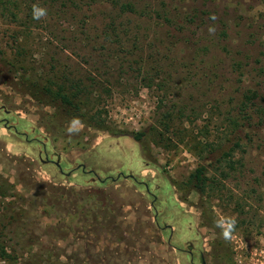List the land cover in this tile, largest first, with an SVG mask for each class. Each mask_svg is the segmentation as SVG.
<instances>
[{
  "label": "rangeland",
  "instance_id": "rangeland-1",
  "mask_svg": "<svg viewBox=\"0 0 264 264\" xmlns=\"http://www.w3.org/2000/svg\"><path fill=\"white\" fill-rule=\"evenodd\" d=\"M51 79L82 94L76 134ZM4 183L27 264H264V0H0Z\"/></svg>",
  "mask_w": 264,
  "mask_h": 264
},
{
  "label": "trees",
  "instance_id": "trees-1",
  "mask_svg": "<svg viewBox=\"0 0 264 264\" xmlns=\"http://www.w3.org/2000/svg\"><path fill=\"white\" fill-rule=\"evenodd\" d=\"M2 3L4 4L5 2H2ZM114 5H120L121 6L120 8L123 11H135L134 7L130 4H122V3L116 2ZM53 81L54 80L52 79L49 80L44 88L37 87L40 91L42 89V92H40L39 95L42 98H45L49 103L56 106L58 109L64 111L66 114L72 117H77V118L83 117L84 114L82 113L83 110L81 109L82 102L81 100H79V98L81 99L82 94L81 93L72 94V93L67 92L66 90L67 82L62 81V83L58 85L57 83ZM245 99L250 100V98L248 97H246ZM243 105H245V102L243 103ZM92 118L96 120L97 116H93ZM143 137H144L143 133L133 134V139L136 141H141ZM229 156H230V153L225 154V157L222 160H220L219 163L222 164L223 160L225 162H228ZM230 169L234 170L235 166L234 165L230 166ZM207 173H208V168L206 166L199 167L190 176L186 187H192L204 193L206 188H208V183L210 181V179L207 178ZM11 187H12L11 185L6 184V183L0 185V190L2 191L1 196L3 198H6V196L4 195L9 191L8 189H12ZM11 197L14 198L15 195ZM0 205L4 206L3 204H0ZM7 205L9 206V208L8 206H5L4 209L10 210L13 206H16L14 202L13 203L9 202L7 203ZM11 213L12 214L10 215L8 220L5 219L6 216L4 215L0 216V258L8 262L9 264H27L28 263L27 259L22 257V254H17L16 249H13L12 247H10L7 244L8 242L6 240L1 241L3 236L6 237V235L4 234V230H7L10 235L15 234L17 235V237H19L20 235L19 227H17V225L15 224L18 223V218L21 216L19 212L16 211V209H13ZM17 245H20V243H17ZM43 263L44 264H54L55 262L53 263L51 259H47L46 261L44 260Z\"/></svg>",
  "mask_w": 264,
  "mask_h": 264
},
{
  "label": "clouds",
  "instance_id": "clouds-1",
  "mask_svg": "<svg viewBox=\"0 0 264 264\" xmlns=\"http://www.w3.org/2000/svg\"><path fill=\"white\" fill-rule=\"evenodd\" d=\"M46 16H47L46 8L39 7L38 5L35 4L32 6V18L34 20H40ZM212 19H215V17H212ZM208 30L210 34H213L215 32V28L212 26H210ZM82 127L83 125L79 120V118H73L70 121L66 131L69 135H72L78 133L82 129ZM236 223L237 221L233 217H222L215 222V226L221 230L220 237L223 240L231 241L234 239L233 233L236 228Z\"/></svg>",
  "mask_w": 264,
  "mask_h": 264
},
{
  "label": "flooded vegetation",
  "instance_id": "flooded-vegetation-1",
  "mask_svg": "<svg viewBox=\"0 0 264 264\" xmlns=\"http://www.w3.org/2000/svg\"><path fill=\"white\" fill-rule=\"evenodd\" d=\"M59 162V161H58ZM46 163H54V162H52V161H50L49 159L46 161ZM55 163H57V162H55ZM54 163V164H55ZM56 165V164H55ZM131 176H133V175H131ZM131 176H130V178H131ZM122 177V176H121ZM131 179H136L135 178V176H134V178H131ZM171 229V228H170ZM189 252V254L191 255V256H193L194 254H195V252L193 251V250H190V251H188ZM201 255H200V259H201V262H202V264H203V260H205L206 261V259H205V256L202 254V253H200Z\"/></svg>",
  "mask_w": 264,
  "mask_h": 264
},
{
  "label": "water",
  "instance_id": "water-1",
  "mask_svg": "<svg viewBox=\"0 0 264 264\" xmlns=\"http://www.w3.org/2000/svg\"><path fill=\"white\" fill-rule=\"evenodd\" d=\"M55 164L58 168H60L61 172H63L60 162H57ZM83 169L85 170V167H83ZM131 178H134V176H131ZM203 264H207V262L203 260Z\"/></svg>",
  "mask_w": 264,
  "mask_h": 264
}]
</instances>
